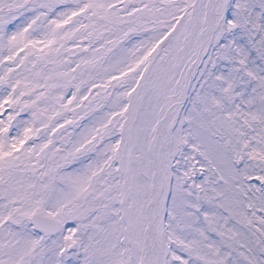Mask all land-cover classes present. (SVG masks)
<instances>
[{"label":"snow or ice","instance_id":"6c2138e0","mask_svg":"<svg viewBox=\"0 0 264 264\" xmlns=\"http://www.w3.org/2000/svg\"><path fill=\"white\" fill-rule=\"evenodd\" d=\"M0 264H264V0H0Z\"/></svg>","mask_w":264,"mask_h":264}]
</instances>
